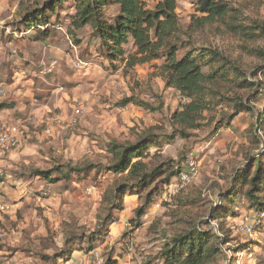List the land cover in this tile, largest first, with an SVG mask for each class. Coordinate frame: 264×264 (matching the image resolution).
Returning <instances> with one entry per match:
<instances>
[{"label": "rangeland", "instance_id": "1", "mask_svg": "<svg viewBox=\"0 0 264 264\" xmlns=\"http://www.w3.org/2000/svg\"><path fill=\"white\" fill-rule=\"evenodd\" d=\"M43 1L0 0V103L14 105L0 109V134L13 126L19 130L14 147L0 144V181L7 193L1 191L12 202L9 210H0V264H106L110 256L115 264H143L158 257L173 236L195 227L213 230L221 239L214 241L216 261L210 264H264V218L252 233L239 229L258 207L247 195L249 184L241 178L236 183L264 140V120L258 123L264 116V0H227L234 7L232 29L210 22L178 42L179 58L188 50H206L205 59L213 60L211 50H216L214 70L223 60L231 65L230 75L214 84L217 109L187 138L176 135L170 123L188 100L165 85L164 56L135 66L126 59L111 63L90 26L70 29L74 0H62L57 12L49 13L50 24H56L49 36L42 39L36 30L22 36L16 31L22 11ZM177 4L181 25L188 28L192 17L201 15L198 0ZM115 12L105 10L108 19ZM127 49L136 51L131 45ZM78 60L84 67L76 66ZM142 132L156 136L145 161L164 163L176 175L169 185H158L145 215L135 214L144 197L126 195L124 209L114 213L109 230L97 234L94 248L81 249L82 243L68 255V232L89 240L102 226L104 194L119 176L108 170L111 145L134 141ZM190 156L196 176L182 184L179 174L188 169ZM58 164L88 165V172L57 182L28 175L32 168L50 171ZM221 205L223 212L214 217L212 208ZM40 236H46L48 251L31 244ZM43 255L62 257L50 262Z\"/></svg>", "mask_w": 264, "mask_h": 264}, {"label": "trees", "instance_id": "2", "mask_svg": "<svg viewBox=\"0 0 264 264\" xmlns=\"http://www.w3.org/2000/svg\"><path fill=\"white\" fill-rule=\"evenodd\" d=\"M61 2L62 0H44L41 4L35 2L32 7L25 8L21 14L20 27L15 28L16 31L22 36L31 30L38 31V37L42 39L49 36L50 26L56 25L50 24L49 13L55 14ZM74 2L76 11L71 17L73 22L70 24V29L78 30L90 26L91 35L99 39L103 53L111 63H115L118 59H126L128 65L135 66L138 63L165 57L160 66V75L165 85L178 90L188 100L171 116L170 123L176 135L187 138L191 130L200 129L205 125L207 114L215 111L220 102L217 97L219 92L217 94L214 84L219 78L228 76L231 65L223 60L218 69L214 70L211 63L218 56L216 50H211L213 60L205 59L206 50L198 53L188 50L179 58L178 42L182 36L202 29L210 22L220 21L226 28L232 29L234 7L227 0H198L197 12L201 15L195 14L192 23L184 29L177 13V0H156L153 5H150L148 0H74ZM110 7H114L116 12L113 18L108 19L105 10ZM128 45L136 48V51L128 52ZM204 66H208L210 70L205 72ZM223 95L221 93V96ZM224 99L231 101L229 96H225ZM13 106L12 103H0V109ZM258 120V123L263 122L264 116L261 115ZM155 137L154 134L145 135L142 132L134 141L114 142L111 145L114 156L108 170L119 176L104 194L107 213L101 218L102 226L97 227L89 240L88 236H81L73 231L68 232L64 236V247L69 249L68 255L82 243L85 245L81 249L88 251L94 248L97 234H101L103 227L109 230V225L115 220L114 213L124 209L126 195L144 197V204L135 210V214L141 217L145 215L147 206L158 191V185L170 184L171 179L176 175L175 171H167L164 163L153 164L145 161L150 146L156 143L153 141ZM173 139L175 140L176 136ZM260 147L261 150L251 163V167L239 171L237 176L239 180L236 181L241 183V178L244 183L249 184L247 195L253 199V205L258 207L255 208L254 214L264 212V208H260L264 206L260 197L264 195V140ZM29 172L28 175L31 177H38L45 182H57L71 178L73 173L80 177L87 174L88 165L68 168L66 165L58 164L50 171L32 168ZM156 180H158L157 184L148 190ZM232 192L228 194L227 199L232 198L231 196L234 195ZM221 207L222 205L219 209L212 208V215H216L214 217H218V214L223 212ZM194 229L173 236L166 242L158 257L143 264L215 263L217 248L213 244L215 239L217 242L221 239L213 230H201L196 227ZM60 256L62 257L57 255L52 258L43 255L45 259H50V262H54L55 258L59 259ZM106 264H115V261L110 256Z\"/></svg>", "mask_w": 264, "mask_h": 264}, {"label": "built area", "instance_id": "3", "mask_svg": "<svg viewBox=\"0 0 264 264\" xmlns=\"http://www.w3.org/2000/svg\"><path fill=\"white\" fill-rule=\"evenodd\" d=\"M84 63H82L80 60L77 61L76 66L78 68L84 67ZM122 108L119 109V111ZM77 113H79V110H77ZM18 128L13 126L11 129L7 130L4 133L0 134V144L3 146L4 149H10L14 147L18 142ZM187 167L188 169L181 172L179 174V181L182 184H188L190 183L194 177L196 176L195 171V159L193 156L188 157L187 159ZM10 206L5 203H0V210L5 211L9 209ZM264 218V212L262 213H255L252 216H245L240 224V230L245 233H252L253 230L257 225H259Z\"/></svg>", "mask_w": 264, "mask_h": 264}, {"label": "crops", "instance_id": "4", "mask_svg": "<svg viewBox=\"0 0 264 264\" xmlns=\"http://www.w3.org/2000/svg\"><path fill=\"white\" fill-rule=\"evenodd\" d=\"M1 161H0V165H1ZM32 178H34V177H32ZM35 179H39L38 177H36ZM43 181V180H42ZM4 192V193H7V190H6V187H4V183H3V181H0V203H5V204H8L9 206H10V208L12 207V202H9V200H7V199H4L3 198V195H2V191ZM9 208V209H10ZM9 209H7V210H9ZM6 210V211H7ZM2 212H5V211H2ZM10 214H12V212H10ZM42 241H46V236L43 238V236L41 237H38V238H33V239H31V244L32 243H40V248H42L41 250H43V251H48L49 250V248L47 249V247H46V245L42 242ZM75 251V250H74Z\"/></svg>", "mask_w": 264, "mask_h": 264}]
</instances>
